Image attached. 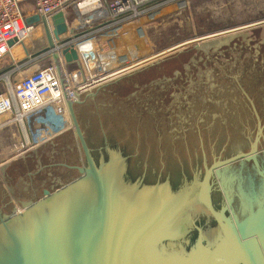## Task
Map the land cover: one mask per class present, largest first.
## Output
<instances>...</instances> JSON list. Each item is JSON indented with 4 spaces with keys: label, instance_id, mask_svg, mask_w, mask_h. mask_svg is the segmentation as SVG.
Instances as JSON below:
<instances>
[{
    "label": "water",
    "instance_id": "95a60500",
    "mask_svg": "<svg viewBox=\"0 0 264 264\" xmlns=\"http://www.w3.org/2000/svg\"><path fill=\"white\" fill-rule=\"evenodd\" d=\"M27 24L44 26L50 49L69 32L63 13L52 18V34L38 16ZM217 40L207 46L226 42ZM62 56L67 64L78 61L73 47L62 50ZM53 58L63 84L59 57L54 53ZM130 76L72 100L66 97L82 162L59 166L78 176L56 189H43L36 200L20 201V209L1 206L0 264H264V122L255 101L237 79L257 120L248 144L223 146L210 161L198 125L201 159L195 152L188 161H178L182 170L177 161L172 169L163 156L141 155V147L166 155L163 141L150 126L145 134L135 120L127 130L122 123L128 114L96 112L107 116L108 122L101 118L98 124L104 128L102 137L93 142L86 136L77 107L99 105L95 97L100 92ZM114 121L133 135L135 150L108 136L105 130ZM224 139L217 134L215 145ZM6 168L0 171L4 179Z\"/></svg>",
    "mask_w": 264,
    "mask_h": 264
},
{
    "label": "rangeland",
    "instance_id": "374dc122",
    "mask_svg": "<svg viewBox=\"0 0 264 264\" xmlns=\"http://www.w3.org/2000/svg\"><path fill=\"white\" fill-rule=\"evenodd\" d=\"M155 1L156 3L165 2L152 13L142 14L125 25L102 31H100L102 21L98 16L97 20L87 25L77 9H70L66 14L70 28L74 20L79 21L78 26L73 29L74 33L72 35L69 33L65 37L68 41L79 44L77 39L83 37L85 31L86 34L89 30L98 31L95 34V46L100 50L98 58L103 65L104 62L107 63L106 70L133 60L139 61L136 69L121 76L122 78L131 75L130 78L120 80L119 83L100 92L101 96L99 93L95 97L98 104L108 106L103 109L111 112L130 114L128 112L139 111L137 109L149 106V103L156 104L160 99H163L164 104L167 102V105H171L176 98L178 107L170 110V117L163 116V120L170 128L181 130L180 135H174L173 139H179V137L184 139L182 134L185 128L188 129L187 122L190 119L187 107L190 100L195 101L197 96L202 97V91H199L200 83L208 88L228 85L232 82L230 79L234 78L236 80L241 78L242 84L247 83L250 80V76L246 79L251 71L247 67L249 65L255 72L252 79L258 80L255 88L259 86L258 91L264 88V27L207 38L221 30L255 22L256 19L264 16V7L260 5L262 0ZM37 29L35 34L33 33L13 51L12 56H6L0 60V92L12 89L25 76L54 62L53 55L48 49L44 28L39 26ZM232 36H235L232 40L224 39ZM214 40L218 43L226 42L218 47L207 46L208 42ZM89 47L92 54H97L93 49L94 45L89 44ZM153 85H157L158 88ZM195 93L197 96L190 99L191 96H195ZM247 93L255 101L263 123L264 107L257 101L259 93L255 89ZM237 96L234 94L232 97L223 99L222 108L229 101L237 102ZM214 100L220 102L216 97ZM260 101H264L263 96ZM247 112L250 113H247L246 117H241V124L239 123L240 140L235 139L236 136L231 134L230 129L225 128V139L219 146L215 145V133L211 135L213 131L211 119L204 120L202 125L199 123L203 121H200L199 114L196 115L197 118L190 119L189 126L197 129L199 125L203 131L205 150L210 161L214 157L213 154L219 155V150L223 146L229 147V150L233 143L235 147L247 142L245 137L248 135L254 138L257 120L251 109ZM43 115L41 112L35 113L28 121L24 119V126L18 122L0 131V171L2 167H7L5 179L0 173V209L2 205L5 208L12 206L20 209L21 202L40 198L41 190L58 188L60 185L53 184L56 179H60V184H66L78 176L76 171L59 166V164L80 165L82 162L72 128L57 139L42 144L40 148L27 147V141L36 136L39 121ZM167 119H170V122H167ZM220 124H223L222 121ZM152 128L159 133L160 137L167 133V129L163 131L158 122ZM194 134L193 139L188 142L189 149L192 153L196 152L201 159L199 133L194 130ZM234 139L238 142H234ZM186 142H183V146L179 143L174 145L173 141L163 142L164 151L166 154L172 152L176 155L175 150L179 148V152L182 150L185 153V160L188 161ZM69 145L74 149L73 157L68 155ZM33 192H36V195Z\"/></svg>",
    "mask_w": 264,
    "mask_h": 264
},
{
    "label": "built area",
    "instance_id": "2783aa9c",
    "mask_svg": "<svg viewBox=\"0 0 264 264\" xmlns=\"http://www.w3.org/2000/svg\"><path fill=\"white\" fill-rule=\"evenodd\" d=\"M163 3H156L155 0H0V60L12 55L13 48L22 45L34 29L39 26L44 28L42 24H27L29 18L40 17L42 21H45L52 34V18L63 13L67 20V12L75 8L80 16L84 17L85 24L90 25L99 18L102 21L100 31L111 30L112 27L125 25L142 14L156 11ZM260 5L264 7V0L260 1ZM78 21L74 20V24L70 28L67 20L68 34L74 33L73 29L78 26ZM263 27L264 16L246 26L227 28L213 33L207 38ZM97 32L89 30V33L86 34L85 31L84 36L77 39L79 44H76L75 41H68L64 36L62 42L55 44L53 49L48 48L52 55L55 53L59 57L63 84L54 61L25 76L12 89L0 92V131L18 122L24 126V119L28 121L30 116L41 112L44 115L39 121V129L36 136L27 141V147L36 148L55 140L72 128L66 97L71 100L75 99L79 94L89 90L93 91L139 66V61L133 60L106 70L107 63L104 62L103 65L97 58L89 61L91 66L89 63H80L78 45L89 43L94 45L93 49L96 53L100 51L95 46ZM10 42H14L12 47L9 46ZM71 47L76 50L78 61L67 64L62 56V50ZM86 67L96 68L97 73L94 76L90 75ZM100 67L103 69L101 72L98 71ZM94 69H90L92 73Z\"/></svg>",
    "mask_w": 264,
    "mask_h": 264
},
{
    "label": "flooded vegetation",
    "instance_id": "af4514ba",
    "mask_svg": "<svg viewBox=\"0 0 264 264\" xmlns=\"http://www.w3.org/2000/svg\"><path fill=\"white\" fill-rule=\"evenodd\" d=\"M247 67L249 68V70L251 69V71H250V74L248 76H246V79H248L250 76V80L247 83L242 84V81L240 78L239 82L246 91L255 89L257 91V93H259V96H260V97L259 96L257 97V101L259 102L260 105H263V107H264V101H260L262 96L264 97V88L259 89V91H258L259 86H258V88H255L258 85V80L252 79V77L255 75V72L252 69V66L249 67V65H247ZM255 70H257V69L255 68ZM230 80L232 81L231 83L229 82L230 84L228 83V85L225 84V85H222V87H214V88H208V86H205L204 84L200 83L199 91H202V97H198L197 93H195V96L190 97V99L191 98L194 99V97L197 96L195 98V101L190 100L188 107L187 106L186 107L188 108V117H190V119L195 118V117L197 118L196 115L199 114L198 116H201V118H203L204 120L209 121V119H211L213 121V129H212L213 131L211 132L212 136H213V134H212L213 132L215 133L214 137L217 134L219 136L220 135L224 136V133H225L224 130L226 128V129H230L231 134L236 136L235 139L240 140L239 123L241 124V122H240L241 117L242 118L246 117L247 113H248L247 110L250 111V109H249V105H248L247 100L241 94L239 83L237 82L236 78L230 79ZM153 86L158 88L157 85H153ZM234 94L238 95L237 96V98H238L237 102L229 101L225 105L224 108H222L223 104H222V106H219L220 103H223V99H227L228 96L232 97V96H234ZM99 96H101V93L99 94ZM152 97L153 96H151V98ZM215 97H216V99H219L220 102L215 101L214 100ZM197 98L199 99L198 101H197ZM175 100H176V98L174 99V101H172L171 105H167L166 104L167 102H165V104H164L163 99L162 100L160 99V100H158V103H156V104L152 103L153 105L152 104L150 105V103H149V106H144L142 108L137 109L139 111L128 112L130 114H128V116H124V123H122V124L124 125V127L126 126L127 130H130V128L132 127V122H133V120H135L134 125H138L144 132H146L145 134H150V132H149L150 129H148L149 125H150V127L151 126L153 127V125L156 124V122H158L160 124L161 128L163 129V131L164 130L166 131V129H167V133H166L167 138L164 139L165 143H167L169 141H173L174 145H176L175 143L181 144V141L182 142L187 141V136L189 134H190V137H191V135H193V137H194V135H195L194 130L197 131V129H194L193 127L189 126L190 125L189 124L190 119H189V121L187 122L188 129L185 128V130L182 134L184 139H182V138L181 139L180 138L179 139H176V138L173 139L174 135H176V136L180 135L181 130L180 129H173V127L170 128L167 125V123H165V121L163 120V116L170 117L171 116L170 110H174L178 107L176 105ZM107 107L108 106H106V105L102 106L100 103V105H94L91 108L90 105L88 104V102H86V103L78 106L76 109L77 113H78V117L80 118L81 123H82L83 128H84V131L86 133V136H88V138L93 142H97L100 139V135L102 134L101 129L103 127L98 125V124H100L101 118L104 119L105 121H107L106 120L107 116H105V115H104V117L103 116L102 117L96 116L97 115L96 112L103 114V112H101V110L103 108H107ZM225 108H228V109L225 110ZM140 109H141V111H140ZM211 110H213V111L210 112ZM213 112H215V114L212 115ZM214 115H216L218 120L214 121ZM218 115H221V116L219 117ZM248 120H249V118H248ZM221 121L223 124H220ZM167 122H170V119H167ZM101 123H102V121H101ZM113 124L114 125H112L111 128H115L116 129L115 131L117 133L123 134V132H125V130L122 127H119L120 122H119V125H117L116 121H114ZM100 127H101V129H100ZM200 130H201V135H202L203 131H202V129H200ZM208 133H209V131H208ZM64 134H62V135H64ZM157 138L159 139V141L161 140V137L157 136ZM157 138H156V140H157ZM246 138L247 137H245V139ZM65 139H67V138H65ZM235 139L233 141L237 143L238 140L235 141ZM214 140H215V138H214ZM189 141H191V140H189ZM199 143H200V140H199ZM179 144H177V145H179ZM186 148H187V153H186L187 156L188 157L191 156L192 158L195 157V155H194L195 153L191 152V150L189 149V143L187 144V142H186ZM133 150H135L134 146H133ZM67 152H68V155L70 154V156H72V157L75 156L74 149L70 145L68 146ZM175 152H176V155L172 152H169L165 155L162 151V154H160V156H163L164 160H166L167 158H170V159H172L173 162L177 161L176 162L177 164L179 163L178 161H180L182 159L185 160V153L182 150H181V152H179V148H176ZM160 156L158 157V159H160ZM166 156H167V158L165 159ZM72 165H74V164H72ZM179 167H180V169L182 168V165L180 163H179ZM169 168H171V167H169ZM153 171L154 170H152L150 172H153ZM60 182L61 181L58 178L55 180V182L53 184L54 185H60ZM42 191L43 190H41V193H42ZM33 194L36 195V192H33Z\"/></svg>",
    "mask_w": 264,
    "mask_h": 264
},
{
    "label": "trees",
    "instance_id": "16d2710c",
    "mask_svg": "<svg viewBox=\"0 0 264 264\" xmlns=\"http://www.w3.org/2000/svg\"><path fill=\"white\" fill-rule=\"evenodd\" d=\"M111 128V127H110ZM116 129L115 128H111V129H109V131L108 130H105L106 132H107V134H108V136L109 137H111V139L113 138V139H115L117 142H122L124 145H126L127 146V149L129 150V151H133V143H134V137H133V135L132 134H129V135H126V133L125 132H123V134H118L116 131H115ZM109 133L111 134V135H109ZM125 133V134H124ZM113 136V137H112ZM167 135H162L161 136V140L163 141V142H165L164 141V139L165 138H167L166 137ZM102 137V134L100 135V138ZM124 138H125V141H124ZM180 139H181V137H179ZM193 139V135H191V137H190V134L187 136V144H188V142H189V140H192ZM186 142V141H185ZM181 145L183 146V142L181 143ZM127 150V151H128ZM140 151V153H141V155H142V153H147V154H149V157L150 158H155L156 160L158 159V157L160 156L159 155V153H158V151L157 150H155V149H150L149 151H147L146 149H144V147H141V149L139 150ZM160 154H162V151H160ZM167 158V156L165 157V159ZM166 164H170V167L173 169L174 168V166H175V162H173L172 161V159H170V158H167L166 159Z\"/></svg>",
    "mask_w": 264,
    "mask_h": 264
},
{
    "label": "bare ground",
    "instance_id": "6f19581e",
    "mask_svg": "<svg viewBox=\"0 0 264 264\" xmlns=\"http://www.w3.org/2000/svg\"><path fill=\"white\" fill-rule=\"evenodd\" d=\"M37 29V28H36ZM36 29H34L33 30V32L30 34V36H32V34L34 33H36V31L38 30H36ZM30 36L28 37V38H30ZM27 38V39H28ZM26 39V40H27ZM58 42H56V41H54V45L55 44H57ZM48 44V43H47ZM91 45V44H90ZM17 47H19V46H16V47H14L13 48V50H12V52H11V54H13V51L17 48ZM26 52V51H25ZM100 53V52H99ZM78 54H79V56H80V59H79V62L81 63H83V64H87V63H89V61H92L93 59H95V58H97V60H99L100 61V63L101 64H103V62H101V60L98 58V53L97 54H92L91 53V49H90V47H89V44L88 43H86V44H82V45H78ZM10 56H12V55H10ZM86 69L89 71V73H90V75H92V76H94L97 72H96V68L94 69L93 67H86ZM90 69H94V71H93V73L91 72L92 70H90ZM98 71L99 72H101V71H103V69H102V67H100L99 69H98ZM118 79V78H117Z\"/></svg>",
    "mask_w": 264,
    "mask_h": 264
},
{
    "label": "crops",
    "instance_id": "0c3cea01",
    "mask_svg": "<svg viewBox=\"0 0 264 264\" xmlns=\"http://www.w3.org/2000/svg\"><path fill=\"white\" fill-rule=\"evenodd\" d=\"M40 148V147H39ZM31 150H33V149H31ZM3 177V176H2ZM3 179H4V177H3Z\"/></svg>",
    "mask_w": 264,
    "mask_h": 264
}]
</instances>
